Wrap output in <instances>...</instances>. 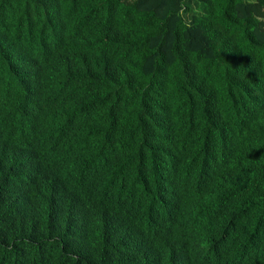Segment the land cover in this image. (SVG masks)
Returning a JSON list of instances; mask_svg holds the SVG:
<instances>
[{
  "label": "trees",
  "instance_id": "trees-1",
  "mask_svg": "<svg viewBox=\"0 0 264 264\" xmlns=\"http://www.w3.org/2000/svg\"><path fill=\"white\" fill-rule=\"evenodd\" d=\"M0 264H264V0H0Z\"/></svg>",
  "mask_w": 264,
  "mask_h": 264
},
{
  "label": "rangeland",
  "instance_id": "rangeland-1",
  "mask_svg": "<svg viewBox=\"0 0 264 264\" xmlns=\"http://www.w3.org/2000/svg\"><path fill=\"white\" fill-rule=\"evenodd\" d=\"M255 8H260V7H257V6H256Z\"/></svg>",
  "mask_w": 264,
  "mask_h": 264
}]
</instances>
